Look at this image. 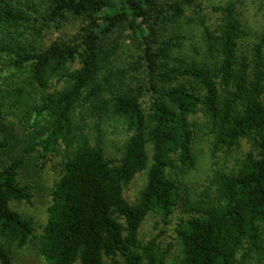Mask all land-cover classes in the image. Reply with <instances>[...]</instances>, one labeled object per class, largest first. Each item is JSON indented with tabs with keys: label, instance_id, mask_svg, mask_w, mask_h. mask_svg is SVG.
<instances>
[{
	"label": "trees",
	"instance_id": "16d2710c",
	"mask_svg": "<svg viewBox=\"0 0 264 264\" xmlns=\"http://www.w3.org/2000/svg\"><path fill=\"white\" fill-rule=\"evenodd\" d=\"M211 1L0 0V130L18 118L27 154L63 158L39 237L11 207L31 201L21 162L0 171V264L3 242L34 238L45 264H169L175 245L143 243L140 229L181 206L173 264H264V27L247 46L238 4ZM70 19L76 34L47 44ZM113 123L128 133L119 158L106 151ZM204 129L214 154L252 150L191 203L169 172L196 168ZM142 173L132 204L125 189Z\"/></svg>",
	"mask_w": 264,
	"mask_h": 264
},
{
	"label": "rangeland",
	"instance_id": "374dc122",
	"mask_svg": "<svg viewBox=\"0 0 264 264\" xmlns=\"http://www.w3.org/2000/svg\"><path fill=\"white\" fill-rule=\"evenodd\" d=\"M230 0H212L213 3H226ZM238 4L239 13L244 21L247 32V46H251L257 41L258 35L264 27V0H232ZM208 4V3H207ZM70 19L68 23L59 28H52L45 41L50 44L56 39H67L76 34L80 21ZM1 74H5L1 72ZM145 105L149 103L146 98ZM193 120L203 125V113H198ZM25 124L19 122L18 118L7 117L0 130V138L6 143L5 148L0 149V171L14 161L21 162L18 176V183L26 186L31 194L29 203H12L13 210L18 212L24 220L29 222L34 228L35 237L42 234L43 228L47 223L48 208L52 203V190L55 182L60 178L62 155L59 153L51 156L43 165L37 154H27L25 148L24 134ZM200 132V138L195 142V153L197 155V166L193 171L183 173L180 169L169 172L172 180L178 182L185 193L183 197L191 203H196L205 198V189L209 185V178L214 169L223 168L227 171H234L239 168L245 155L250 152L251 146L247 140L242 141L240 147L232 151H221L216 154L211 148V138L206 134V130ZM205 135V136H204ZM128 137V133L121 126L113 123L107 127L106 132V151L108 156L119 158L121 147ZM146 182V173L137 175L133 182L125 189L126 199L134 204L137 201L139 192ZM186 208L176 210L170 219V224L165 225L161 222V217L150 215L140 229V240L143 243L158 237L165 247L174 244L175 248L169 253V264H173L178 259L180 252L176 244V230L181 219L186 218ZM158 224H160L158 226ZM2 247L6 249L11 258V264H45L44 258L38 252V240L34 238L28 246L19 249L15 243L3 242ZM252 264V263H248Z\"/></svg>",
	"mask_w": 264,
	"mask_h": 264
}]
</instances>
